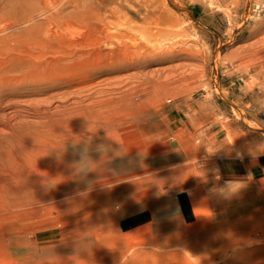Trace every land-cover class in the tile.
I'll return each mask as SVG.
<instances>
[{
    "label": "rangeland",
    "instance_id": "rangeland-1",
    "mask_svg": "<svg viewBox=\"0 0 264 264\" xmlns=\"http://www.w3.org/2000/svg\"><path fill=\"white\" fill-rule=\"evenodd\" d=\"M73 1L0 0V264H264V0Z\"/></svg>",
    "mask_w": 264,
    "mask_h": 264
},
{
    "label": "bare ground",
    "instance_id": "bare-ground-1",
    "mask_svg": "<svg viewBox=\"0 0 264 264\" xmlns=\"http://www.w3.org/2000/svg\"><path fill=\"white\" fill-rule=\"evenodd\" d=\"M92 1L94 0H85V3H87L85 9L87 8L89 13H91V8L93 6ZM72 2V5H74V11L79 10L81 7V0H76ZM84 5H82L83 8ZM260 6H257V9H259ZM86 9V10H87ZM95 9L97 7L95 6ZM139 16V11H137ZM135 20V18H134ZM134 22V21H133ZM137 27L128 25L127 27H121V30L114 28L107 29L106 30V40L105 42L110 45V50L108 52H105L107 58L114 59V56L117 57L118 61L114 62L113 60L110 61V64L105 65L109 70L113 69V71H128L129 69H135V68H142L144 66L138 65L135 61H133L134 56H140V59H144V63H150L152 61H162L165 60L167 57H175V44L172 45H166L165 43L162 44L161 41H151L150 45H143L139 44L136 41V32ZM188 33L187 29H183L181 34L185 35ZM172 38H175V32L172 34ZM157 48V49H156ZM159 54V55H157ZM114 62V63H113ZM138 65V66H137ZM146 66V65H145ZM171 71L169 73H172V71H175V66H169ZM149 78H146L145 80H148Z\"/></svg>",
    "mask_w": 264,
    "mask_h": 264
}]
</instances>
